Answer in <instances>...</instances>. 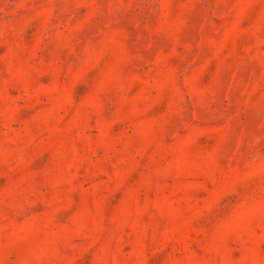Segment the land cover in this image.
<instances>
[{
    "label": "rangeland",
    "instance_id": "obj_1",
    "mask_svg": "<svg viewBox=\"0 0 264 264\" xmlns=\"http://www.w3.org/2000/svg\"><path fill=\"white\" fill-rule=\"evenodd\" d=\"M0 264H264V0H0Z\"/></svg>",
    "mask_w": 264,
    "mask_h": 264
}]
</instances>
